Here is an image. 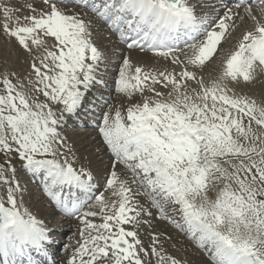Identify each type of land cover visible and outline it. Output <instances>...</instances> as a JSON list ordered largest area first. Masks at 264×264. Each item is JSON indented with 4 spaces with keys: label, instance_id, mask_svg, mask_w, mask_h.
Listing matches in <instances>:
<instances>
[{
    "label": "snow or ice",
    "instance_id": "obj_1",
    "mask_svg": "<svg viewBox=\"0 0 264 264\" xmlns=\"http://www.w3.org/2000/svg\"><path fill=\"white\" fill-rule=\"evenodd\" d=\"M72 2H0V35L32 57L26 81L0 76V264H41L54 243V229L25 203L13 157L80 225L65 264H185L158 234L144 247L136 228L152 213L139 195L213 264H264V98L244 91L264 83V0H79L91 16ZM99 24L163 61L122 60L114 91L127 106H109L98 126L113 156L103 190L74 166L60 130L68 117L89 114L94 89L103 99ZM214 59L213 76L204 69Z\"/></svg>",
    "mask_w": 264,
    "mask_h": 264
},
{
    "label": "rangeland",
    "instance_id": "obj_2",
    "mask_svg": "<svg viewBox=\"0 0 264 264\" xmlns=\"http://www.w3.org/2000/svg\"><path fill=\"white\" fill-rule=\"evenodd\" d=\"M6 2L19 7L26 5L28 2H31V0H6ZM70 4L73 5H68L69 8H75V10H77L76 8H79V10L83 9V11L85 10L83 7H75L76 4L74 3ZM246 26L247 25H242L241 28L237 30V32L234 34V40L239 37V35L243 31V28ZM110 32L113 34L114 37H119L111 30ZM111 40L113 41L114 39L112 37H109L108 34L105 35L104 31L102 32L101 29H98L96 33L97 45L101 41ZM119 41L122 45L120 46V44H118V46L115 48L116 53H113L115 54V56H108L107 63L102 64L100 69L98 70L99 74H103V76H99L103 77L105 81L104 84L98 86L103 90V99L100 98V93L96 92L94 89L93 93L95 91L96 94L91 96L90 99L92 100V103H90V106L96 107L99 106L102 101H107L110 97L111 99L106 105H101L95 110H90L92 111V115L85 116L83 113L80 114L79 120L83 121L87 118H90L91 120L79 122L81 127H77V120H70L71 122H68L69 120H67V123H65L66 125L62 124L60 128L63 136L66 138L68 147L71 148L72 151L75 153L76 161L74 163V166L77 168L84 167L85 169L91 171L94 177V182L100 187V190L104 189L106 178L110 172L111 165L113 163L112 153L110 152L98 132V126L101 123L100 117L102 115V112L107 111L109 106H119L121 103H124V105L127 106V100L125 98H122L119 94L115 93L114 91V81L118 77L119 68L122 66V61L120 60L125 56L130 58L134 65L139 66L138 64L140 62L138 60L136 61L134 57H129L130 49H128L127 47L126 49L124 47L125 41H122L121 39H119ZM221 48L223 49L222 52L229 51V49L224 44L221 45ZM133 50H137V48H133ZM137 51L141 50L138 49ZM31 59L32 57L29 55V53L20 48L14 39H9L4 35H0V76H2L4 73H15L16 75L12 77L14 82L17 76L20 78V80L26 81V79L29 77V73L31 72ZM113 59L115 60V64L110 63ZM160 64L162 65L163 62L157 63V61L154 62L152 60L145 62L143 66L160 67ZM259 83L260 82L244 86V91L247 92L249 95L255 97L257 100L264 98V87L258 85ZM120 98H122L123 101ZM41 99H43V97H41ZM88 121H94L93 124L95 123L96 125H88ZM73 122L75 124H73ZM72 130L73 132H75V134L69 133L72 132ZM80 142L88 143V145H84V148H80ZM100 150L103 151L101 156L104 158L102 160L103 163L101 162V164L99 165L96 161V153ZM3 160L4 157L0 156V162H2ZM12 163L19 170L18 178L23 187L26 189L24 195L25 203L27 205H30V209L36 216L39 215L43 221L45 220L49 222V228L54 229L52 235L57 238L56 240H59L58 242L54 241V244L57 245L60 242L59 245L55 247V255H57L58 257L56 263L65 264L66 260L71 254V246L75 244V241L78 238V229L80 225L78 224L75 218L67 219L64 222L56 220L57 216H59L56 215V213L59 214V211H56L54 209L53 204L49 201V198L47 199L45 197H42L43 194L41 191L42 188L40 182L42 180V176H39V179H37L36 176L31 177L33 175L29 174L28 172H26V170L21 168L22 162L19 161V159L16 157L12 158ZM117 171L121 172L123 178L131 179V173L124 169L122 165L117 164ZM35 178L39 181V184L34 181ZM137 187V185H133L134 190ZM141 191H143V189H141ZM104 194L106 197H109L110 195L108 191H105ZM136 199L141 205H143L146 211L150 210L152 213L151 216L142 214V216L140 217L142 223L136 228V230L138 231L139 238L143 241L145 248L151 247L152 234L155 233L159 235L160 240L163 242V246L166 251L171 256L177 258L178 260H181L182 262H185V264H213L208 252L199 249L197 246H195L193 242L187 237H185L184 233L176 229L170 221L160 218L159 211L155 207L151 206V203L147 196L139 195L136 197ZM144 221L147 222L145 223ZM62 223H65L66 227H64ZM125 227L131 230L134 226L129 224L125 225ZM56 228H61V233L63 235L59 231H57ZM64 228H67L68 230L65 233H63ZM66 245H69L67 249L65 248ZM145 259H148V257H145ZM152 261H155V257H152Z\"/></svg>",
    "mask_w": 264,
    "mask_h": 264
},
{
    "label": "bare ground",
    "instance_id": "obj_3",
    "mask_svg": "<svg viewBox=\"0 0 264 264\" xmlns=\"http://www.w3.org/2000/svg\"><path fill=\"white\" fill-rule=\"evenodd\" d=\"M4 1V0H3ZM26 3V2H25ZM77 10H75V11H77V12H82V13H84V12H86V13H88V15L89 16H91L92 15V13L89 11V10H79V8H76ZM101 28H100V27ZM99 26H98V29H101V31L103 32L104 31V34L105 35H107L108 34V36L109 37H112L114 40L112 41H101L99 44H98V46L99 47H101L103 50H104V52H105V54H106V56L108 57H111V56H115V54H113L114 52L116 53V51H115V48L118 46V44H120V46L122 45L121 43H120V41H119V37H114L113 36V34L110 32V30L109 29H107V27L105 26V25H103V24H99ZM103 28V29H102ZM105 37V36H104ZM107 38V37H106ZM103 39V38H102ZM235 42H236V40H234V39H232L230 42H228V43H224V45L229 49V50H231V48H232V46L235 44ZM127 49V48H126ZM137 50H138V48H137ZM137 50H133V49H130V51H129V57L131 56V57H134L135 58V60L137 61H140L139 62V64L138 65H143L145 62H147V61H157L156 60V58H155V56H154V54L153 53H148V52H146V51H137ZM219 55H226L227 54V52H220V53H218ZM120 55V54H119ZM118 56V55H117ZM116 56V57H117ZM124 58H125V56H124ZM124 58H122L120 61H122ZM117 60V59H116ZM161 62H163V61H161ZM110 63H112V64H115V60L113 59ZM111 64V65H112ZM110 65V64H109ZM161 65V64H160ZM111 67V66H110ZM109 68V67H108ZM219 70H220V63H219V61L218 60H213L212 62H210L209 63V65L204 69V72L205 73H210L211 75H215L216 73H218L219 72ZM207 78V77H206ZM258 85H260L261 87H264V83H259ZM119 98V97H118ZM114 99V98H113ZM120 99H122V98H120ZM122 101H123V99H122ZM121 102V101H120ZM117 103V102H116ZM118 104V103H117ZM82 114V113H81ZM75 118L77 119V116H75ZM76 121V120H75ZM77 122V121H76ZM67 123V122H66ZM99 123V122H98ZM73 124H75L74 122H73ZM87 124L88 125H91V126H93V122H87ZM64 125H66V124H64ZM77 125V127H81L80 126V124H79V122H78V124H76ZM74 130V129H73ZM73 130H72V132H69V133H71V134H75V132H73ZM80 144V148H84V145L85 146H87L88 145V143H82V142H80L79 143ZM102 153H103V151L102 150H100V151H98L97 153H96V157H97V162H98V164L100 165L101 164V162H102V160H103V158L104 157H102L101 155H102ZM103 163V162H102ZM29 174H31V173H29ZM30 177V176H29ZM32 177V176H31ZM32 181V180H31ZM34 181H36V183L37 184H39V181L35 178L34 179ZM98 190H100V187H99V189ZM42 197H45V198H47L48 199V197L43 193V196ZM40 199V198H39ZM27 206H30V205H27ZM37 216H39V215H37ZM67 219H71L70 217H67V216H64L63 217V219L62 220H59L60 222H64L65 220H67ZM47 221H45L44 223L45 224H47L46 223ZM48 224H49V222H48ZM63 224V226L64 227H66L65 226V223H62ZM48 227H50V225H48ZM66 230V231H65ZM68 230H67V228H64L63 229V233H65V232H67ZM52 234V233H51ZM181 236V235H180ZM185 236V235H184ZM186 237V236H185ZM186 239V238H185ZM188 239H190V238H188ZM191 240V239H190ZM54 244V243H53ZM52 244V245H53ZM57 256H51V258L50 259H48V258H45V257H39V260L41 261V264H43V262L45 261L46 263L45 264H57L56 263V261H57Z\"/></svg>",
    "mask_w": 264,
    "mask_h": 264
}]
</instances>
